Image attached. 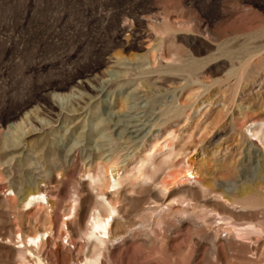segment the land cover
Here are the masks:
<instances>
[{"label":"rangeland","instance_id":"1","mask_svg":"<svg viewBox=\"0 0 264 264\" xmlns=\"http://www.w3.org/2000/svg\"><path fill=\"white\" fill-rule=\"evenodd\" d=\"M116 53L123 58H113ZM251 54L261 61L249 64L236 94L230 87L234 81L225 79ZM55 85L66 90H53ZM119 99L125 100L124 111L118 110ZM219 99L228 115L213 125ZM23 103L29 105L23 109ZM41 104L52 105L54 114H39ZM182 110L190 116L185 122L184 115L174 117ZM13 113L17 118L5 123ZM206 121L212 131L208 138L175 162L190 164L228 194L255 184L264 171V0H0V140L15 139L13 146L0 144V264H18L13 249L19 245L8 240L13 230L27 232L42 224L26 214L16 216L9 206L20 203L24 189L45 186L57 200L58 227L47 239L44 259L74 264L82 240L76 236L73 244L66 243L60 221H71L69 229L78 226L72 214L64 213L70 203L78 204L75 191L85 197L83 170L93 159L116 156L124 167L150 140L161 139L165 126L187 134L193 124L199 129ZM75 155L80 161L71 168ZM65 169L62 185L48 187L50 176ZM123 184L120 191L127 196L118 195L122 229L132 233L110 243L103 264H159L139 228L153 224L176 249L187 222L198 216L189 208L188 214L168 217L177 226L169 234L155 224V214L151 218L143 210L153 205L140 194L150 181L133 190L129 180Z\"/></svg>","mask_w":264,"mask_h":264},{"label":"bare ground","instance_id":"2","mask_svg":"<svg viewBox=\"0 0 264 264\" xmlns=\"http://www.w3.org/2000/svg\"><path fill=\"white\" fill-rule=\"evenodd\" d=\"M167 56L165 52L161 53L162 59L167 60ZM255 56L256 54H251L239 60L236 63L237 70L227 75L225 80L234 81L230 87L236 90V94L241 83L246 80L249 64L258 63L259 58L254 59ZM113 58L120 60L123 57L120 53H116ZM52 89L66 90L64 85H55ZM215 101L211 100V103ZM217 102L219 103L216 109L217 114L210 120L213 125L218 124L223 116L228 115V109H225L226 102L222 99ZM183 103L182 100L180 105ZM28 105L29 103H23L22 108L25 109ZM117 107L119 111H124L127 107L125 100L119 99ZM16 113L7 116L5 123L16 119ZM39 114L53 115L54 108L52 105L41 104ZM180 114L184 115V122L190 117L185 110L180 111L174 117ZM29 119L34 122V118ZM209 125L210 123L206 121L205 125L198 129L196 122L187 134H182L178 127L165 126L166 134L161 139L155 137L150 140L140 154L133 155V161L124 167L117 165L116 156L108 160H101L100 157L93 159L90 167L83 170V174L88 176L84 190L81 188L85 197L82 196L83 198L80 199L79 192L75 191L77 198L74 201L78 204L70 203L64 213L65 216L72 214L73 219H71L78 226L76 229L72 228L73 226L69 229L67 225L71 221L67 220V222L63 219L60 221L63 227L66 226V230L60 234L67 240L66 243L73 244V237L76 236L82 240L76 244L74 264H103L104 260L108 261L110 243L126 237L125 234L129 232V229L127 227L122 229L124 225L122 220L125 217L121 215L122 208L119 205L118 195L127 196L125 189L120 191V187L127 180L131 183L130 190H133V186L137 183L143 184L150 181V185L146 187L140 185L142 188L140 194H146V197L153 203L152 206H146L143 210L148 211L151 218L155 214L156 217L154 216L155 219H153L155 224L165 226L169 234L173 232L171 229L177 227L172 222L174 215H181L191 208L193 214L198 216L197 219L187 222L186 233L176 249L170 246L165 231L160 233L153 228V224H143L139 228L147 233L148 241L152 243L150 255L155 254L156 260L160 261L159 264H264V171H261L262 175L255 184H246L237 192L228 194L222 188H214L211 183L201 177L198 169L188 163L184 164L183 161L178 165V161L174 160L176 156L182 154L186 157L192 146L205 141L212 132ZM259 131L258 129L257 133ZM260 132V141L264 147V131ZM185 140H187V145L183 144ZM0 144L2 147L13 146L15 139L13 135L8 136L2 138ZM77 160L79 159L75 155L71 168ZM56 171L61 176L53 174L49 179L47 177L48 187H59L69 172L68 169L61 170L62 172ZM246 173L247 168H244L241 176ZM152 186L156 189H152ZM88 188L95 191V194H90ZM107 193L112 195L108 196ZM12 195L14 196V193ZM174 195L176 198H171ZM9 206L16 211V216L26 214L28 219L42 221L41 227H34L27 232H22L18 227L13 230L12 237H8L9 241L19 245L13 249V255L18 264H50L44 259L43 254L47 239L55 235L58 227L57 216L53 213L57 200L52 196L50 189L45 186L26 188L23 190L20 203H10ZM170 216L172 218L168 219ZM147 227H150L148 232ZM14 239L17 241L15 242Z\"/></svg>","mask_w":264,"mask_h":264}]
</instances>
